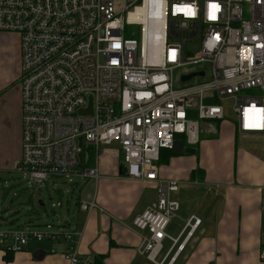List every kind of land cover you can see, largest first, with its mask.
Segmentation results:
<instances>
[{"label":"built area","instance_id":"2783aa9c","mask_svg":"<svg viewBox=\"0 0 264 264\" xmlns=\"http://www.w3.org/2000/svg\"><path fill=\"white\" fill-rule=\"evenodd\" d=\"M4 32L20 38L19 171L32 184L49 177L97 180L98 166H87L84 148L97 153L117 143L126 175L157 183V201L133 225L140 252L165 264L182 233L167 231L180 208L171 197L179 181L158 177L162 149L177 138L196 147L204 125L216 130L204 122L224 119L219 101L227 98L235 100L238 132L264 135V0H0ZM250 89L262 96L239 98ZM96 206L79 204L86 211ZM192 220L194 229L200 219ZM78 235L64 223L0 227V245L14 253L30 239L65 240L67 264H96L78 253Z\"/></svg>","mask_w":264,"mask_h":264},{"label":"crops","instance_id":"0c3cea01","mask_svg":"<svg viewBox=\"0 0 264 264\" xmlns=\"http://www.w3.org/2000/svg\"><path fill=\"white\" fill-rule=\"evenodd\" d=\"M13 47H9L14 61L12 71L8 78L0 79V145L5 143L2 132L12 131L16 157L1 155L0 172L11 168L19 170L21 161L20 38L14 51ZM203 129L195 151L188 152L187 145L183 155L172 154L170 148L162 149L155 162L159 178L179 181V190L171 197L179 202L180 208L167 231L174 237L182 235L165 264L176 255L181 244L184 247L172 264H264L261 257L264 250V206L261 202L264 154L237 146V126L222 122L219 134L227 129L229 139L223 149L214 154L212 140L206 136L209 133L206 125ZM113 144L117 143L99 148L96 160L90 158L86 162L98 166L99 179H83L82 182L79 178L74 188L65 184L68 189L55 186L47 190L52 200L50 208L41 191L38 198H30L31 213L24 219L18 221L21 215L7 208L0 215V222H10L8 227L38 228L51 222L64 223L79 233L78 253L83 257L98 259L103 264L153 263L140 252L141 235L133 220L157 201V183L127 176L120 146ZM146 186L156 190L154 199L145 196ZM51 193L58 194L57 202ZM82 200H94L96 209L82 210L79 207ZM193 217L200 219L194 229V220L188 223ZM68 245L65 240L30 239L23 251L12 254L0 245V264H67L64 253ZM170 247L171 242L166 239L165 252Z\"/></svg>","mask_w":264,"mask_h":264},{"label":"rangeland","instance_id":"374dc122","mask_svg":"<svg viewBox=\"0 0 264 264\" xmlns=\"http://www.w3.org/2000/svg\"><path fill=\"white\" fill-rule=\"evenodd\" d=\"M0 37V79L8 78L9 73L12 71L13 63L12 55L10 53L9 47H13V51L15 50V43L19 39L18 34L16 33H3ZM16 62V61H15ZM16 67V64H15ZM202 79H198L201 81ZM18 87H16L17 89ZM242 96L249 97H257L262 96L261 92L257 89H250L241 93L239 98ZM220 104L225 109V117L222 121H206L204 123H211L216 130L212 133H208L206 136L212 140L211 149L214 154L218 153L219 149L222 148L228 143L229 139V131L227 129L222 130L221 134H219L220 123L223 124H233L235 127L237 126L238 119L236 114L233 112V106L235 100L232 98H227L219 101ZM238 131V130H237ZM5 135V143L3 146L0 145V156H8L12 155L16 157V145L14 143V134L12 131L5 130L2 132ZM202 138V136H201ZM235 142L237 146H240L245 149H254L259 154H264V135L256 134V133H248L243 135L238 132L236 136ZM113 146H117V144H113ZM21 147H22V139H21ZM104 148L105 146H101L100 148ZM108 147V146H107ZM111 147V146H110ZM197 147V146H196ZM196 149V148H195ZM85 152L90 153L91 159H95V151L94 149L84 148ZM22 151V149H21ZM123 159V157H122ZM90 164H87V166ZM88 180H93V178H88ZM83 182L82 180H79ZM77 181V182H79ZM84 181H87L85 179ZM75 182V183H77ZM75 183L69 182L68 179L63 177H49L48 180L41 184H32L28 181V176L24 173L20 172L16 168L6 169L0 172V215L5 213V209L12 208L13 211L19 213L21 216L18 218V221L24 219L25 215L31 213V205L30 198L36 197L38 198L40 192H43V196H46L48 203L47 206L50 208L52 200L49 198L48 191L51 188L56 186L57 188H67L65 184L69 185L71 188H74ZM78 184V183H77ZM68 189V188H67ZM144 194L146 197H150L154 199L156 197V190L153 187L146 186L144 189ZM52 199L54 201H58L57 193L52 194ZM68 195L66 194V198ZM98 203V202H97ZM140 203H138L139 206ZM99 205V203H98ZM96 209V208H95ZM7 225V226H5ZM9 223L0 222V226L8 227ZM165 251V249H164ZM150 264H153L150 262Z\"/></svg>","mask_w":264,"mask_h":264},{"label":"water","instance_id":"95a60500","mask_svg":"<svg viewBox=\"0 0 264 264\" xmlns=\"http://www.w3.org/2000/svg\"><path fill=\"white\" fill-rule=\"evenodd\" d=\"M197 75H204L203 71L200 72H192L186 75L182 76V80H189ZM85 112H91V107L88 110H84ZM79 144L80 146H83V139L80 137L79 139ZM185 148H186V144H185V140L182 138H177L172 146V154L174 155H183L185 153ZM83 164V153L81 152L79 154V165Z\"/></svg>","mask_w":264,"mask_h":264},{"label":"trees","instance_id":"16d2710c","mask_svg":"<svg viewBox=\"0 0 264 264\" xmlns=\"http://www.w3.org/2000/svg\"><path fill=\"white\" fill-rule=\"evenodd\" d=\"M195 148H196V147H193V146L191 147V146H189V148H188L187 150H188V152H191V151H195ZM169 155H170V154H169ZM168 157H169V156H168ZM8 254H12V253L9 252ZM95 263H96V264H103V263H102L100 260H98V259L95 260Z\"/></svg>","mask_w":264,"mask_h":264},{"label":"snow or ice","instance_id":"6c2138e0","mask_svg":"<svg viewBox=\"0 0 264 264\" xmlns=\"http://www.w3.org/2000/svg\"><path fill=\"white\" fill-rule=\"evenodd\" d=\"M180 11H185V9L184 8H181V9H179ZM187 14H189V15H191L192 14V10L189 8L188 10H187Z\"/></svg>","mask_w":264,"mask_h":264}]
</instances>
